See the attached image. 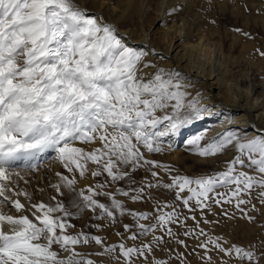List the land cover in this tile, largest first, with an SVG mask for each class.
Listing matches in <instances>:
<instances>
[{"label":"snow or ice","instance_id":"obj_1","mask_svg":"<svg viewBox=\"0 0 264 264\" xmlns=\"http://www.w3.org/2000/svg\"><path fill=\"white\" fill-rule=\"evenodd\" d=\"M148 55L75 0H0V264H96L92 254L78 251L92 243L102 249L94 255L118 249L123 264L141 258L149 264V256L150 264H169L172 257L158 259L155 250L170 241L187 247L173 225L198 241L209 264L212 250L228 258L221 264L257 261L251 246L231 243L202 225L219 223L209 214L234 218L225 205L252 221L243 206L251 204L256 190L264 205V135L225 130L209 137L205 130L188 137L186 150L202 158L234 149L226 167L211 173L189 176L151 158L165 151L163 138L212 113L206 97L188 91L192 84L185 74L153 64ZM148 68L155 71L145 74ZM49 152L64 169L49 184L57 195L33 202L26 173L46 168L41 161ZM140 172L147 175L137 180ZM89 177L93 183L78 187ZM159 189L174 198L155 200L153 212L130 209L118 198L146 201ZM66 192L72 194L67 204ZM85 209L108 225H115L117 216H129L133 223L123 224L124 233L115 232L117 243L83 229L69 231L75 228L71 220ZM189 219L194 226L187 225ZM175 259L188 264L183 253Z\"/></svg>","mask_w":264,"mask_h":264},{"label":"rangeland","instance_id":"obj_2","mask_svg":"<svg viewBox=\"0 0 264 264\" xmlns=\"http://www.w3.org/2000/svg\"><path fill=\"white\" fill-rule=\"evenodd\" d=\"M90 0H85L83 3L85 6L89 5ZM102 2L103 7L106 9V14L104 13L103 18L105 20L110 21L112 14H115L120 11L119 6L122 5V0H95V2ZM187 4L193 7V13L190 14V22L193 24L191 28V38L190 40H184L183 42H188L187 45H194L195 48H197V58L196 61L203 62L202 64L204 67L207 66V64L213 65L214 67H223L225 61L229 63V68H231V71L233 72V79L246 82V85H249L252 83V89L251 93H254V83L257 85H260L258 87V90L260 91V88H264V76H254L251 71L248 69V65L246 62L242 61L241 58L238 57V54L236 53L232 40V35L236 34L246 39L256 38V41L260 44L264 41V2L258 3V5H254V7H245L239 17L237 19H234L230 16H223L221 17L220 21L213 20V16H215V1L216 0H206L204 4V8L200 9V7H197L198 1L195 0L192 3V0H185ZM140 5L136 9H133V12H130L125 15L122 19L119 20V24L123 26L125 29L131 30V34L135 35L137 34L136 31H138L139 28L147 26L149 24V21L157 16L159 14L160 16H164L162 19H165V14L169 12L173 7L179 4V0H140ZM196 2V3H195ZM193 4V6H192ZM197 7V9H196ZM137 10V11H135ZM197 13V14H194ZM202 14L203 18L200 19L198 14ZM193 15V16H192ZM206 19V21H210L213 24L209 25L206 24L205 26L202 22V20ZM209 19V20H208ZM237 20V21H236ZM201 22V23H200ZM116 23V22H115ZM118 24V23H117ZM118 24V26H119ZM222 24H225L227 26V29L232 32V34L227 35V41L225 44H221L220 41V35L222 30ZM113 25V24H112ZM219 25V31L220 34H218L215 29ZM167 26L170 27L172 31L179 30L183 32V29H179L182 27V20H156L152 26L151 29L153 31L158 32V30L161 29V27L166 28ZM116 27V26H115ZM119 28V27H118ZM120 29V28H119ZM236 29H239V31H236ZM181 32V33H182ZM234 33V34H233ZM247 33L248 35H245ZM192 39V40H191ZM232 39V40H231ZM201 56V57H200ZM199 57V58H198ZM239 60V61H238ZM152 63H155L154 61H151ZM207 63V64H206ZM240 63V64H239ZM218 65V66H217ZM221 67V68H222ZM150 74V73H149ZM255 80H254V79ZM252 81V82H251ZM233 82V81H232ZM250 82V83H249ZM246 90V88H242L243 92ZM233 93H236L235 90H232ZM216 118V117H215ZM214 117L212 119H215ZM209 121H206L204 118L203 120L194 122L196 125L192 127L191 130L196 131L194 129L200 128L202 125L207 123ZM165 138H163L164 140ZM167 141V142H166ZM182 141V140H181ZM179 142H176L174 144V147L172 149H168L167 145L170 143L168 140H164L163 145L165 148V151L161 153H153L150 154V157L156 160H159L161 163L169 164L174 167L176 172L189 175V176H195L199 174L204 173H211L213 171L223 170L226 167V161L232 159L235 155V151L230 154L229 156H224L223 154H219L215 157H209V158H202L198 155H195V158L197 161H176L172 159L173 152L181 153V150L183 148V144ZM172 143V142H171ZM176 150V151H175ZM46 155L47 161L52 156ZM50 160V161H51ZM42 163V161H41ZM242 170L250 171L248 168H244ZM59 171H64V169L59 164ZM27 178L30 180V183L33 182V180L37 177V179L41 176L40 169L36 172H28L26 173ZM147 175L146 173L140 172L137 174L136 179L139 180L142 176ZM94 182V181H93ZM92 182V183H93ZM21 186L23 185V182H21ZM78 187H82V185H78ZM153 192V199H148L146 201H140V202H132L128 200L127 198L118 197L120 199H124L126 206L130 209H134L137 211H149L153 212V204L155 200H160L161 202H168L173 200L174 193H169L166 190L159 189V190H152ZM258 190L253 191L251 194V204L243 206L245 208V211L248 212L249 216L254 217L252 221H249L247 218H244L242 214L235 210L234 208L225 205V208L229 212V216H233L234 218L225 217L222 215L218 216H212L209 214L208 218L210 220H219V223L216 225H202L205 227L207 231H210L213 235L217 236H223L225 239H229L231 243H236L238 245H242L244 247H252V250L255 252L257 261L254 262V264H264V205H262L257 198ZM58 199H61V197H57ZM72 198V194L65 193L63 200L67 204ZM246 199L249 197H245ZM104 200V198H101ZM106 202V201H105ZM252 205H255V210H253ZM170 209H165V211ZM75 211V209H73ZM185 215H191L192 213H189L188 210L183 209ZM215 211L217 213L221 212L220 208H215ZM197 218L199 219V211L195 213ZM71 223L75 225L74 229H70L69 231L75 232L83 229L85 232H90L92 234L96 235H103L106 237L108 243H117L120 240V237H117L115 235V232H121L124 233L123 224L124 223H133L132 218L129 216H125L123 218L117 216V222L115 225H108L106 222L102 221H95L92 219L91 213L89 210L85 209L77 218H73L71 220ZM94 223H105L106 226L103 228V230H97L95 228L88 227L90 224ZM194 221L189 219L187 221V225L189 227L194 226ZM7 227V226H5ZM174 231L177 233H180V238L184 239L186 241L187 247H184L183 245L177 244L175 241H170L166 245H164L163 250L157 249L155 250V257L158 259H165L169 260V257L172 258L169 260V264H180V261L175 259V255L177 253H183L184 257L186 258L188 264H209L208 260L204 257V249H200L196 247L198 241L195 238L192 237H184L182 235V232L184 229L180 228L177 225L172 226ZM159 234V233H157ZM127 235V234H125ZM167 240L168 238L165 237ZM129 244L132 243V241H128ZM139 244V241L136 242ZM58 250V249H57ZM78 251L92 254L91 258L96 261V264H123V257L120 256L119 250L117 249L115 253L110 255H94L95 253L101 252L102 249L95 245L94 243L88 245V246H79ZM221 253H218L215 250H212L209 252V255L212 257V264H221V258L228 259L227 257L219 255ZM119 257V259H114L113 257ZM152 260V256L148 257L149 264ZM238 264L235 260H228V264ZM137 264H143V258H141L139 261H137Z\"/></svg>","mask_w":264,"mask_h":264},{"label":"bare ground","instance_id":"obj_3","mask_svg":"<svg viewBox=\"0 0 264 264\" xmlns=\"http://www.w3.org/2000/svg\"><path fill=\"white\" fill-rule=\"evenodd\" d=\"M84 1L85 0H75L79 6L86 8L89 13L97 14L102 17L104 13L106 14V8L103 7L102 2L90 0L88 1L89 5L85 6L83 3ZM179 1V4L172 8H178V11L173 12L171 9L165 14V19H162L164 16L157 14V16L153 18L154 20L151 19L149 21L148 27L144 26L139 28L135 35L131 34V30L121 26L119 20L125 17L130 10L133 12V9H136L138 5H140V0H122V5L119 6L120 11L112 14V19H109L110 21H105L116 26L118 32L123 35L130 47L148 51L149 55L147 59L154 61L155 63L153 64L159 67L174 68L185 74L192 84V87L188 89L190 93L195 95V93L199 91L202 96L206 97L203 102L209 106L208 110L212 113L205 117L206 121L209 122L198 129H194L196 130L194 132L191 129L196 125L195 123L186 126L181 130V133H178L176 136L165 138L169 142H172L173 145L176 144V142L180 143L182 140L181 144H183V147L181 148L183 149L181 153L178 152L179 154H177V152H173L171 158L183 162L185 160L197 161L195 155L191 151L186 150L185 140L201 131L207 130V135L209 137L225 130H233L238 132V134L246 136H252L253 134L257 136L264 135V88H260L259 91L258 87L260 85L254 83V93L250 94L252 83L249 86L246 85V82L238 81L237 79L234 80L233 72L231 68H229V63L226 61L224 63V68L222 66V68L214 67L211 63H206L207 66L204 67L202 64L203 62L196 61L197 48H195L193 44L187 45L188 42H186L187 44L183 42L185 39L190 40L191 38V28L193 24L190 22V14L193 13V7L191 8L185 0ZM194 1L195 0H192V3ZM197 1V7H200V9L204 8L206 0ZM260 2H264V0H216V11L213 20L220 21L222 20L220 18L223 16H230L237 19L245 7L249 9L248 7H254V5H258V3L261 4ZM194 14L197 13L194 12ZM198 15L200 19L203 18L201 13ZM166 19L182 20V27L179 29H183V32L179 30L172 31L169 26L166 28L161 27L158 32L151 29L152 24L156 20L160 21ZM202 22H204L203 24L205 26H207L206 24L213 26L211 20L206 21V19H204ZM221 26L222 30L219 37L221 44H225L227 35L230 33L232 34V32L227 29L225 24ZM214 27H216L215 30L218 31L217 33L220 34L219 25ZM231 38H233V40L231 39L232 44L238 57L247 63V67L251 73L254 76H264V56L260 55V52H264V41L260 44L256 41L255 37L246 39L236 34L232 35ZM152 49H155V52H153ZM258 49L259 51H257ZM161 56H163L164 59H161ZM143 71L145 74H149L154 72L155 69L148 68ZM244 87L246 90L244 89L245 91L243 92L242 88ZM232 90H235L236 93H233ZM213 117L216 118L212 119ZM202 143H207V140ZM233 152L234 149H229L227 152L223 153V155L229 156ZM47 154L51 155V158L55 156L53 152ZM47 154H45V158L42 160V164H46L47 167L40 168L41 176L38 179L36 177L33 182L27 186L29 191L34 193L33 202H38L40 200L47 202L51 196L57 195L55 191L49 187V184L50 182H55V172L59 171V163L54 159H50L51 161L45 160ZM92 182V178L89 177L87 181H81L80 185L83 187L85 183ZM41 189L43 191H39ZM4 211L15 214L14 210L10 209V207H5ZM226 240L231 242L229 239ZM219 255L223 256V253Z\"/></svg>","mask_w":264,"mask_h":264}]
</instances>
